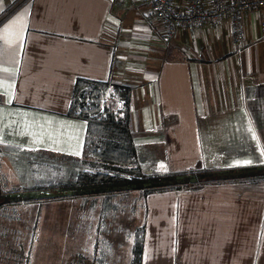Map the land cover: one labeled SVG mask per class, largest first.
<instances>
[{
	"label": "crops",
	"instance_id": "obj_1",
	"mask_svg": "<svg viewBox=\"0 0 264 264\" xmlns=\"http://www.w3.org/2000/svg\"><path fill=\"white\" fill-rule=\"evenodd\" d=\"M245 26L240 49L230 19L180 26L166 43L144 0H28L0 25V173L15 160L32 171L33 156L78 161L86 122L66 113L79 77L133 86L143 163H264V7ZM145 212L143 264H264V181L153 193Z\"/></svg>",
	"mask_w": 264,
	"mask_h": 264
},
{
	"label": "trees",
	"instance_id": "obj_2",
	"mask_svg": "<svg viewBox=\"0 0 264 264\" xmlns=\"http://www.w3.org/2000/svg\"><path fill=\"white\" fill-rule=\"evenodd\" d=\"M28 0H17L0 14V25ZM133 86L109 80L79 77L66 116L86 122V134L75 177L49 184L6 189L0 181V213L11 204H42L92 196L119 199L139 192L153 193L197 189L207 184L264 181V163L226 168L197 166L183 171L143 163L132 126ZM1 176V173H0ZM105 198V199H106ZM40 212L31 234L26 263L37 239ZM146 221L134 235L133 263L143 264Z\"/></svg>",
	"mask_w": 264,
	"mask_h": 264
},
{
	"label": "rangeland",
	"instance_id": "obj_3",
	"mask_svg": "<svg viewBox=\"0 0 264 264\" xmlns=\"http://www.w3.org/2000/svg\"><path fill=\"white\" fill-rule=\"evenodd\" d=\"M44 160L46 166L38 163ZM31 163L29 172L16 160L11 162L16 170L1 173V185L13 189L71 180L76 175L74 168L79 167L75 158L53 155L46 159L33 156ZM11 175L18 179L12 181ZM105 198L40 204L44 209L29 264H132L134 235L146 219V199L139 192L114 200ZM35 204L22 201L0 213V264L26 263L38 216Z\"/></svg>",
	"mask_w": 264,
	"mask_h": 264
},
{
	"label": "built area",
	"instance_id": "obj_4",
	"mask_svg": "<svg viewBox=\"0 0 264 264\" xmlns=\"http://www.w3.org/2000/svg\"><path fill=\"white\" fill-rule=\"evenodd\" d=\"M148 16L159 20L166 28L164 41L169 43L180 26L191 31L202 24H219L226 19L232 23L234 45L240 49L246 40V13L264 7V0H188L180 8L175 0H144Z\"/></svg>",
	"mask_w": 264,
	"mask_h": 264
}]
</instances>
